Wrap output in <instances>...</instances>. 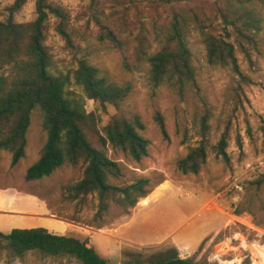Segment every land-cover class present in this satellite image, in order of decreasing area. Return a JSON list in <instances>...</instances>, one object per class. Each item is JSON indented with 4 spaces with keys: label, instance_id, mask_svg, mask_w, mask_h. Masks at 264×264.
<instances>
[{
    "label": "rangeland",
    "instance_id": "1",
    "mask_svg": "<svg viewBox=\"0 0 264 264\" xmlns=\"http://www.w3.org/2000/svg\"><path fill=\"white\" fill-rule=\"evenodd\" d=\"M15 2L0 0V21L8 19V9ZM51 2L70 12L73 40L80 47V52L75 55L66 46V41L55 31L56 19L51 16L47 44L56 64L74 69L78 67V58L88 57L111 78L131 87L124 109L141 115L145 122L143 135L150 142L148 157L136 163L109 146L110 156L121 161L131 173L162 174L167 193L153 191L128 214L114 205L106 222L98 226L93 223L94 203L90 202L79 211L65 198L67 185L81 176L79 168L66 165L51 177L28 182L25 178L27 169L40 158L47 141L42 112L37 109L32 118L26 157L12 166L11 153L2 152L0 156V231L46 227L59 234L78 233L89 242L88 246L94 247L112 264L132 258L153 259L171 248H176L181 258L193 259L198 264H264V183H257L264 178V0L247 3V9L254 11L257 20L256 28L248 32L253 40L241 37L232 27L228 29L231 34L228 39L236 47L242 75L209 63L205 36L200 31L194 29L188 37L197 85L207 99L211 113L208 120L211 133L209 155L197 175H184L177 167V160L200 139V109L195 93L183 100L166 84L155 87L147 65L137 63L132 71H126L122 51L112 47L109 40L102 39L101 33L102 25L115 28V21L123 20L134 35L139 33L140 36L139 27L149 28L155 22L170 21L176 4L166 0ZM36 4L37 0H27L15 14V21H34L37 18ZM182 4L202 6L209 12L225 5V0H189ZM211 31L226 38V26L221 16ZM119 35L125 37L124 33L119 32ZM157 49L158 45L153 43L151 51ZM86 107L88 112L97 114L102 130L118 112L114 106L103 108L93 100H87ZM158 111L165 118L168 139L164 138L154 119ZM226 133L227 159L218 155L215 148ZM154 196L157 203L152 206V213L157 210L159 217H153L148 223L151 236L145 240L151 243H125L119 233L128 227L138 212V206L149 204ZM154 220L158 221L155 231ZM179 227L182 228L180 232L176 230L167 236ZM0 264L81 263L71 258H45L34 251L16 257L0 250Z\"/></svg>",
    "mask_w": 264,
    "mask_h": 264
},
{
    "label": "trees",
    "instance_id": "2",
    "mask_svg": "<svg viewBox=\"0 0 264 264\" xmlns=\"http://www.w3.org/2000/svg\"><path fill=\"white\" fill-rule=\"evenodd\" d=\"M166 1L177 6L167 23L155 22L149 28L139 27V36L119 20L115 21V28L101 26L102 39L109 40L112 47L122 51L126 58V71H132L137 63L147 65L155 87L166 84L183 100L195 93L200 109V139L177 160V167L184 175H197L206 165L209 155L211 133L208 120L211 113L209 103L197 85L188 37L192 30L200 31L205 36L209 63L242 75L236 47L228 39L231 37L228 29L232 27L241 37L253 40L248 32L256 28L257 20L254 11L247 9V3L252 0H225V5L216 7L215 12H207L202 6L182 4L189 0ZM26 2L16 0L8 9V19L0 21V156L2 152L11 153L12 166L26 157L33 114L37 109L41 110L47 141L40 158L27 169L26 180L46 179L66 165L79 168L81 176L67 185L65 198L79 211H83L90 202L94 203L93 223L102 226L114 205L128 214L162 185L165 178L160 173L153 176L131 173L121 161L109 154L111 146L136 163L149 156L150 142L143 135L145 122L141 115L124 109L131 87L111 78L85 56L78 58L77 68L58 66L47 44V27L53 16L56 19L55 31L77 55L80 47L75 44L70 29L71 14L51 0H37V18L18 23L14 16ZM219 16L226 26V38L211 31ZM117 27L125 34L124 38L119 35ZM153 43L158 45L156 51H151ZM87 100H93L103 108L111 105L117 109L103 130L97 114L87 111ZM154 119L164 138L168 139L163 114L156 112ZM226 136L227 133L223 134L215 146L217 154L225 159L228 157ZM257 183L263 184L264 178ZM88 245L89 242L78 233L59 234L44 227L0 231V250L16 257H24L34 251L45 258H71L81 264H112ZM119 264L198 263L190 258H181L178 250L171 248L153 259L132 258Z\"/></svg>",
    "mask_w": 264,
    "mask_h": 264
},
{
    "label": "crops",
    "instance_id": "3",
    "mask_svg": "<svg viewBox=\"0 0 264 264\" xmlns=\"http://www.w3.org/2000/svg\"><path fill=\"white\" fill-rule=\"evenodd\" d=\"M166 187H167V184L163 183L162 185L157 187L154 191L157 193L159 192L160 194L167 193ZM155 196L153 197L152 201L149 204H140L138 206V212H136L135 216L129 222L128 227H126L124 231L119 233L120 234L119 238L122 241H124L125 243H134V244H140V245H146V244L151 243L149 240H145V239H148L151 236L149 225H148L149 220H152L153 217H159L158 212H156L157 210L152 213V206L155 203H157L155 201ZM169 196L171 197V195ZM174 201L176 202L175 199ZM153 222H154L153 231H155L158 228V221L154 220ZM151 224H152V221H151ZM151 227L152 226L150 225V228ZM32 228H35V227H32ZM176 230L180 232L182 228L179 227V228L173 229L171 232L168 231L169 233L167 234V236H170L171 234L173 235L174 231Z\"/></svg>",
    "mask_w": 264,
    "mask_h": 264
}]
</instances>
